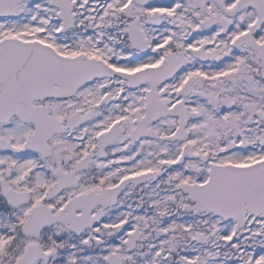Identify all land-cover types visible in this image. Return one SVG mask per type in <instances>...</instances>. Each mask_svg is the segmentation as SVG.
Listing matches in <instances>:
<instances>
[{
    "label": "snow or ice",
    "instance_id": "6c2138e0",
    "mask_svg": "<svg viewBox=\"0 0 264 264\" xmlns=\"http://www.w3.org/2000/svg\"><path fill=\"white\" fill-rule=\"evenodd\" d=\"M0 264H264V0H0Z\"/></svg>",
    "mask_w": 264,
    "mask_h": 264
}]
</instances>
